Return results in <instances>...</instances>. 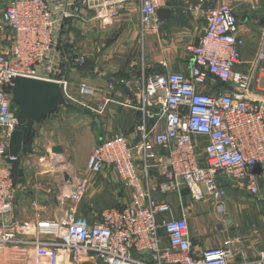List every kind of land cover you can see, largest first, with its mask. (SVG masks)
<instances>
[{"label": "built area", "instance_id": "1", "mask_svg": "<svg viewBox=\"0 0 264 264\" xmlns=\"http://www.w3.org/2000/svg\"><path fill=\"white\" fill-rule=\"evenodd\" d=\"M182 2V15L204 21L203 35L187 49L193 58L189 74L141 72L136 81L111 78L105 90L114 99L135 86L133 104L112 98L94 110L81 104L100 114L111 102L140 116L133 129L137 140L114 134L95 145L85 164L88 174H108L130 188L129 204L103 210L92 221L78 216L90 182L67 165L52 185L59 191L55 199L62 218L37 213L29 223L13 217L17 187L12 165L20 158L8 152L10 135L18 127L7 94L13 79L53 82L65 101H73L68 74L87 62L84 55L62 51L71 43L64 36L72 25L106 30L127 7H135L142 44L158 33L156 13L167 2L0 0V33L11 34V42L0 48V251L28 249L30 259L24 264H80L87 258L104 264H264V246L249 259L234 241L194 255L189 212L182 205L186 198L212 204L222 219L226 184L256 203L264 201V30L253 60L242 69L244 40L232 6L214 0ZM216 83L221 89H214ZM77 86L81 97L92 95L84 82ZM257 165L261 170L254 174ZM169 196L181 203L177 211L165 200Z\"/></svg>", "mask_w": 264, "mask_h": 264}, {"label": "crops", "instance_id": "2", "mask_svg": "<svg viewBox=\"0 0 264 264\" xmlns=\"http://www.w3.org/2000/svg\"><path fill=\"white\" fill-rule=\"evenodd\" d=\"M182 1L166 0L167 6L164 9L168 10L169 14H164L160 17L157 16L160 25L158 33L156 36H148L142 44L139 43L138 65L131 63L130 65L120 66L116 60L118 57L111 58L114 54L116 56L127 53L128 49L132 48L128 44L135 40L134 37L138 38L137 8L127 7L116 19V22L112 26L107 27L106 30L96 26L93 29H88V32L96 30V35L100 37L102 36L101 34H105L104 32L110 29L112 32L114 31L117 40L110 43L104 52L105 55L103 54L100 57L102 61H106L108 64L103 67L79 68L68 74V81L70 86H72L73 94L75 96L78 95L77 85L79 82H84L92 91L91 96L82 97L83 104L87 106L102 105L106 99L111 98L120 104H133L132 99L135 86L132 91H126L118 99H114L113 95L110 92L107 93L105 90L106 84L111 78L126 77L127 80L136 81L141 72L147 75L157 73L169 74L173 72L188 75L192 67L193 58L187 49L189 46L195 45L203 35L204 21L196 15H182ZM77 31L82 32L83 26L75 22L65 38L68 41H72L74 38L70 37V33H76ZM240 33L244 40V46L240 50V61L243 69L253 60L258 51L259 44L257 45V43L248 40L247 33L243 30V27H240ZM10 42L11 34L9 31L5 30L0 33V48L8 45ZM254 97L257 98V92ZM62 106L58 107V109ZM58 109L59 114H50L41 124L34 126L33 131L35 137L31 138L32 143L24 149V153L20 156L21 166L19 167L22 172L20 176L18 175L19 177L17 176L18 180L13 178V181L16 180L14 185L17 187L15 210L13 213L15 221L31 223L35 218L34 215L37 213L45 219L62 218L63 210L57 204V200L55 199L57 194L52 189L54 187L52 185L60 180V175L53 177L50 181L48 176L45 177L49 171H43V169L47 168L46 163H43L44 159L39 160V156L44 154L43 152L47 154V152H52V148L61 147L63 154L57 155L52 152L53 156H55L54 158L52 156V159L57 162L68 160L69 165L76 171L71 161H74L72 157L79 147L80 141L73 145L72 142L70 144V138L72 139L73 137L69 136L66 129H62L61 131L59 122L66 114L63 111L60 112ZM17 110V106L14 104L13 111L15 114ZM88 114L90 118L86 115L83 116L88 121L86 122L87 130L94 131L96 137L94 141H91L90 145H87L89 149L85 153V164L95 145L110 139L114 134H122L130 140H137L133 129L138 124L140 116H138V113L133 108L110 102L102 113L96 114L88 111ZM72 130V135L75 136V128L72 127ZM75 138L77 139L78 136H75ZM2 140L3 137L0 130V142ZM27 149H31L28 155ZM231 205L233 203L227 198L224 203V211L226 213L222 219L216 216L215 211H210V209L213 210L212 204L195 203L193 206L185 207L186 211L189 212L188 225L189 223L191 224L192 216L195 221L194 228L196 231L195 229L191 230V244L194 255L206 248L226 246L231 241L237 244L243 258H254L260 249L263 248L264 228L260 230L255 225H251L244 213L237 214L238 211L234 213L230 209ZM102 211L100 210L90 216L87 208L79 205L77 215L81 217L82 214V216L86 215L87 217L89 213L87 219L92 221ZM262 226H264V223ZM28 253V249H22L20 247L3 248L0 251V264H24V260L29 262L30 258ZM26 254L27 257H24ZM80 264L99 263L87 258Z\"/></svg>", "mask_w": 264, "mask_h": 264}, {"label": "rangeland", "instance_id": "3", "mask_svg": "<svg viewBox=\"0 0 264 264\" xmlns=\"http://www.w3.org/2000/svg\"><path fill=\"white\" fill-rule=\"evenodd\" d=\"M216 4H220L222 2L229 3L234 9L235 17H237L238 23L240 27H243V30L246 31L248 40L250 42H255L257 45L260 43L264 30V2L256 3L254 0H214ZM180 12V10L178 9ZM82 30V29H81ZM102 32V31H100ZM105 34H101L102 36H97L96 30L88 32V29H83L82 32L77 31L76 33H70V37H73L70 44H66L62 46V51L64 54H73V55H84L86 58L85 68H93V67H103L106 64V61H102L100 59L103 56L107 46L110 45L113 41L117 40V36L114 35V31L112 32L110 29ZM96 35V36H95ZM64 36V35H63ZM67 35L64 36L66 39ZM92 39H91V37ZM95 36V37H94ZM134 41L130 42L128 45L132 48L128 49L127 53L124 55H116L115 54L111 58H117L116 60L119 62L120 66L130 65L131 63L136 64L139 60L138 51H140V41L139 38L134 37ZM128 40V39H127ZM129 41V40H128ZM252 43V44H253ZM97 47V48H96ZM105 55V54H104ZM105 57V56H104ZM74 93V92H73ZM72 93L71 98L73 101H65L62 107L58 109L60 112H65L63 118L60 120L61 131L62 129H66L69 133L70 144L77 143L80 141L79 147L76 149L75 154L72 157L71 161L73 166L76 168L78 176L85 177L90 185L87 189L86 195L81 202L82 206H85L89 211V215H94L98 211L108 210V209H123L129 204L131 199L130 188L123 185L119 182L114 176H110L108 174L104 175H96L92 176L85 172V153L88 152L91 141L95 140L96 134L92 130H87L86 122L87 119L83 118V116H88V111L86 108L82 107V97L80 95L75 96ZM91 105L90 108L94 109L97 106ZM64 109V110H62ZM87 112V113H86ZM90 112V111H89ZM54 114H59L58 111H54ZM52 115V117H53ZM62 115V114H61ZM72 127L75 128V136H78L76 139L74 135H72L73 130ZM32 143V141H31ZM30 143V144H31ZM28 147V146H27ZM28 150V149H27ZM31 150V149H30ZM30 150L27 151V155L30 154ZM39 157V160H43V163H46V169L43 171H49L45 177L48 176V179L51 181L53 177L61 174L64 166L69 165L68 160H63L62 162H57L50 160V157L53 156L52 152H43ZM55 156H53L54 158ZM24 159V158H23ZM26 159V158H25ZM21 160V159H20ZM21 164V163H20ZM51 165V166H50ZM17 174H15V178L17 179ZM18 180V179H17ZM16 181V180H15ZM226 193L227 198L233 203L230 209L237 214L244 213V215L250 221V224L255 225L258 229H263V218H264V201L262 202H254L252 198H250L245 193H238L235 190L230 189L229 184H226ZM161 197L156 196V199H161ZM167 201L170 202L172 208L174 210H178L181 203L178 198L169 196L166 197ZM226 198V199H227ZM102 201V202H100ZM195 202L191 199H184L182 205L193 206ZM213 212V210L210 209ZM240 211V212H239ZM226 213V212H225ZM87 214V217H88ZM82 216V214H81ZM83 217L87 218L86 215ZM195 221L193 216L191 217V224L189 223V227L191 230H194ZM196 231V229H195ZM261 232V231H260Z\"/></svg>", "mask_w": 264, "mask_h": 264}, {"label": "water", "instance_id": "4", "mask_svg": "<svg viewBox=\"0 0 264 264\" xmlns=\"http://www.w3.org/2000/svg\"><path fill=\"white\" fill-rule=\"evenodd\" d=\"M164 14H169V11L158 10L156 16ZM7 94L18 109L15 114L18 127L10 135L8 152L13 157L21 156L28 141L35 137L34 126L41 124L47 116L54 113L64 103V97L60 86L53 82L20 77L13 79L12 89L8 90ZM51 151L57 155L63 154L61 147H54ZM260 170L257 165L252 173L257 174ZM55 193H59L58 189H55ZM182 194L187 196L188 192L184 190ZM97 263L104 264L101 260Z\"/></svg>", "mask_w": 264, "mask_h": 264}, {"label": "trees", "instance_id": "5", "mask_svg": "<svg viewBox=\"0 0 264 264\" xmlns=\"http://www.w3.org/2000/svg\"><path fill=\"white\" fill-rule=\"evenodd\" d=\"M85 68V67H84ZM149 75V74H148ZM150 75H154V74H150ZM222 86L220 85V83H216L215 84V88L214 89H219V88H221ZM30 143H31V140L30 141H28V143L26 144V146L23 148V150H22V152L24 151V149L28 146H30ZM24 153V152H23ZM20 159L21 158H19V160L17 161V162H15L13 165H12V174H13V176H15V174H17L16 176H20L21 175V172H22V170H20V167L19 166H21L20 165ZM18 176V177H19ZM13 178H15V177H13ZM15 180V179H14ZM14 183H15V181H14Z\"/></svg>", "mask_w": 264, "mask_h": 264}]
</instances>
